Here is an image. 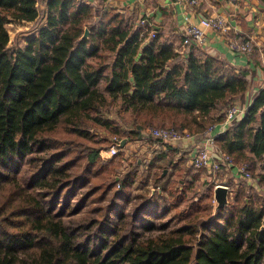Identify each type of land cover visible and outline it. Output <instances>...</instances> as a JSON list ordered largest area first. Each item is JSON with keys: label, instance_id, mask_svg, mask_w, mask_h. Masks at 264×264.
I'll return each mask as SVG.
<instances>
[{"label": "trees", "instance_id": "obj_1", "mask_svg": "<svg viewBox=\"0 0 264 264\" xmlns=\"http://www.w3.org/2000/svg\"><path fill=\"white\" fill-rule=\"evenodd\" d=\"M23 21L35 27L12 46L8 24ZM128 25L117 9L97 15L82 1L0 0V264H264V88L216 135L231 157L223 170L246 165L254 180L231 181L223 208L209 210L200 195L182 206L192 185L177 178L167 206L150 191L130 212L137 162L109 180L118 157L101 151L111 138L202 135L252 73ZM159 211L173 213L157 220Z\"/></svg>", "mask_w": 264, "mask_h": 264}, {"label": "crops", "instance_id": "obj_2", "mask_svg": "<svg viewBox=\"0 0 264 264\" xmlns=\"http://www.w3.org/2000/svg\"><path fill=\"white\" fill-rule=\"evenodd\" d=\"M75 1L91 4L97 15L107 14L110 9H117L128 21V24L133 25L134 29L137 28L141 35L147 33V39H151L153 38L150 35L151 31H154L155 37L159 41L181 52L187 48L183 44L186 25L194 23L202 26L203 18L223 16L230 25L228 32L224 34L208 30L207 40L201 45H196L195 52L198 55L204 53L213 55L227 66H235L237 69L247 68L252 71L248 76L250 77V87L243 96L238 97L234 102L238 108L235 118H241L244 115L253 95L259 89L264 88V0H239L236 3L230 0H200L196 5L175 0H116L113 3L108 0ZM41 6L45 7L43 4ZM18 24L31 26L33 23L23 21ZM239 36L250 37L253 40L254 45L251 51L242 52L229 47L230 39ZM24 44H26L25 40ZM218 116H220L219 112L215 114V117ZM231 121L226 119L215 125L210 131V136L213 135L216 139L217 133L227 129ZM206 135H184L181 139L170 141L169 145L157 143L158 140L153 136L135 142H127L126 147L131 143H140L143 145V150L147 148L146 156L138 157L136 160L139 172L135 185L139 184L140 188L148 186L152 195L157 192L159 196V194L166 193V186L175 178H179L183 185L191 183V188H194V183L198 185L201 179L204 181L208 177V180L214 182V187L217 184H225L230 187L232 193L233 185L229 183L231 181L237 183L242 176L238 174L237 168L229 169V172L221 170L215 173L209 168L199 170L191 165L193 148L202 145L207 139ZM169 146L172 149L168 148ZM124 147H121V150ZM124 162L118 169L119 174H123L135 166L133 162ZM256 169L264 171V159L259 160ZM161 170V176L164 177L155 183L154 174ZM196 174L197 176H195ZM218 178L222 180L219 181ZM249 181L247 179V182ZM203 186L209 187L210 185L204 183ZM214 187L212 188L213 194ZM262 189L259 188L260 194H264V187Z\"/></svg>", "mask_w": 264, "mask_h": 264}, {"label": "built area", "instance_id": "obj_3", "mask_svg": "<svg viewBox=\"0 0 264 264\" xmlns=\"http://www.w3.org/2000/svg\"><path fill=\"white\" fill-rule=\"evenodd\" d=\"M110 2H115L116 0H108ZM177 2H188L192 5H196L200 2V0H175ZM233 3L238 2L239 0H230ZM142 22L147 23L145 20ZM202 26L198 24H188L185 26L183 44L187 46L189 44L201 45L207 40L208 30H215L218 33L226 34L230 28L228 20L223 16H214L207 17L202 19ZM148 24V23H147ZM151 25V24H149ZM151 37H155L156 33L151 31ZM229 47L233 50H238L242 52H249L253 48V40L250 37H235L230 39L228 43ZM237 106L231 105L227 108V114L225 120H233L235 118L237 112ZM209 129L204 132V135L209 133L206 141L196 148H193V152L191 154V164L196 168H209L213 172L217 173L218 171L223 170L224 165H229L231 161L230 155L221 151L217 145L215 136H210ZM184 135H190L188 133H184L175 129H167V128H156L152 132V136L155 139H159L163 142L173 141L176 139H181ZM115 143H113L107 150H102L101 155L105 157H112L118 154L121 147L119 145L121 140L114 139ZM240 174L248 180H251L252 175L251 172L246 168L245 165L239 166Z\"/></svg>", "mask_w": 264, "mask_h": 264}, {"label": "rangeland", "instance_id": "obj_4", "mask_svg": "<svg viewBox=\"0 0 264 264\" xmlns=\"http://www.w3.org/2000/svg\"><path fill=\"white\" fill-rule=\"evenodd\" d=\"M41 5H40V8H42ZM34 27H35L34 24H32L31 26H26V25L18 24V22L9 23L8 24V28L10 30L9 32H10V39H11L10 45H12V46H18V47L19 46L22 47V45L25 46V44H24V40L25 39L24 38L26 37V35H28L29 33H31V31L34 29ZM111 139L114 140L115 137H113ZM111 145L112 144H110L109 146H107L104 150H107ZM146 149L143 150V145H141L140 143H131L128 147L125 146L122 150H119V152H118L119 154L118 155L109 157V156H107V154H105V159H112L113 157H116V156L118 157L115 160L116 169L112 172V174L110 172L109 180H111L112 177L114 175H116L118 169H120L122 167V164L123 163H121V160L120 159H124L123 160V161H125L124 163H127V161L128 162L130 161L131 163L133 162V164H134L136 162V158L137 157L144 158V156H146ZM136 155H140V156H136ZM175 179H177V178H175ZM251 179H252L251 181L254 183L253 178H251ZM218 180L221 181L222 179L221 178H218ZM204 183L205 182L201 179L200 182H198V185H195V183L193 184V187L194 188H191V189L188 190V193H186L187 200L182 204V206H184V205H186L188 203V199L190 197H192L194 195L195 196L196 195H200L202 197V202H201L202 203V206L207 207L209 210L211 208V210L214 211V195L212 193V190L213 189L211 190V188L204 187L203 186ZM138 185L136 184L134 186V191H133L134 197H133L132 201L126 206V209L128 211H130V212L132 211V209H133V207H134L135 204L141 202L142 199H140V198H141L142 195H144L145 197L150 196V194H149L150 193V188L148 186L141 187L142 188L141 189ZM259 188H260V190L262 189L260 186H259ZM210 191H211V193H210ZM167 195H168V193H166V194L164 193V195L163 194L162 195L159 194V196H158L160 198V200H158V203H160L162 207L165 204V197H167ZM165 206H167V204H165ZM161 211H163V210H161ZM161 211H159V213L155 216L157 220H160V219H162V220L168 219L172 215V213H173V212H170L167 215L166 214H160Z\"/></svg>", "mask_w": 264, "mask_h": 264}, {"label": "water", "instance_id": "obj_5", "mask_svg": "<svg viewBox=\"0 0 264 264\" xmlns=\"http://www.w3.org/2000/svg\"><path fill=\"white\" fill-rule=\"evenodd\" d=\"M89 35V29L86 27L82 37H87ZM127 143V139L124 138L120 141V147H124ZM165 172V171H164ZM231 194L230 187L225 184H217L214 187V211L223 208L229 203V197Z\"/></svg>", "mask_w": 264, "mask_h": 264}]
</instances>
